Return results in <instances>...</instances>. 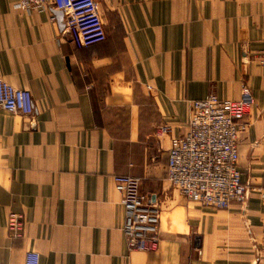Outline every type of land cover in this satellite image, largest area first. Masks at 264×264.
<instances>
[{"label": "crops", "instance_id": "crops-1", "mask_svg": "<svg viewBox=\"0 0 264 264\" xmlns=\"http://www.w3.org/2000/svg\"><path fill=\"white\" fill-rule=\"evenodd\" d=\"M15 2L0 0V78L31 93L33 112L0 109V264L30 251L39 264H264V0H96L106 38L87 48L57 38L60 13ZM243 85L255 100L237 138L246 201L201 207L166 180L170 140L192 102L238 100ZM115 175L159 208L156 251L126 248Z\"/></svg>", "mask_w": 264, "mask_h": 264}, {"label": "built area", "instance_id": "built-area-1", "mask_svg": "<svg viewBox=\"0 0 264 264\" xmlns=\"http://www.w3.org/2000/svg\"><path fill=\"white\" fill-rule=\"evenodd\" d=\"M14 9L51 11L62 15L57 38L68 37L76 48L102 43L106 38L96 0H16ZM264 69V16L261 50L258 55ZM255 105L250 89L243 85L238 100H223L211 93L191 104L188 132L170 140L166 180L187 201L217 210L231 204H244L248 186L237 167V138ZM0 109L10 114L28 116L33 112V98L26 89H17L0 78ZM170 133L168 126L155 131L157 139ZM124 214L122 232L126 248L137 252H154L159 241V208L141 192L140 181L126 175L113 176ZM23 214L10 212L6 229L11 239L23 237ZM24 264H39L36 252H27Z\"/></svg>", "mask_w": 264, "mask_h": 264}]
</instances>
